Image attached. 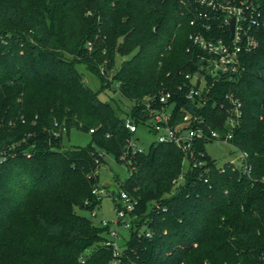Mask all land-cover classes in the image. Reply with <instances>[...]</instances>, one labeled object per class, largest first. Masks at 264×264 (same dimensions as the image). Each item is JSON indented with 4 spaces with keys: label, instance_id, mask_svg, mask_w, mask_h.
<instances>
[{
    "label": "trees",
    "instance_id": "1",
    "mask_svg": "<svg viewBox=\"0 0 264 264\" xmlns=\"http://www.w3.org/2000/svg\"><path fill=\"white\" fill-rule=\"evenodd\" d=\"M193 7L180 0H0V264H108L106 228L76 211L94 213L101 203L93 191L103 188L104 153L128 170L113 201L120 190L137 201L119 264H264V28L244 70L215 81L196 108L185 96V75L201 64L189 39L199 30L190 24ZM77 64L98 77L99 90ZM112 82L130 103L124 108L98 97ZM161 91L171 92L176 118L180 108L198 112L220 133L227 130L225 96L238 98L231 142L248 153L250 176L220 170L205 141L193 152L205 163L192 167L189 159L186 168L174 144L126 147L125 117L142 123L144 98L156 107ZM72 128L89 132L93 144L64 146Z\"/></svg>",
    "mask_w": 264,
    "mask_h": 264
},
{
    "label": "built area",
    "instance_id": "2",
    "mask_svg": "<svg viewBox=\"0 0 264 264\" xmlns=\"http://www.w3.org/2000/svg\"><path fill=\"white\" fill-rule=\"evenodd\" d=\"M183 5L193 4V18L190 24L198 26L199 30L190 34L189 39L193 47L197 48L198 60L201 62L198 70L186 74L191 86L186 91V98L194 102L196 108L203 107L209 100V92L214 82L219 78H233L244 70V56L259 47L257 32L262 23L263 12L260 0H180ZM233 28L231 29V20ZM171 92L161 91L157 101L158 106L153 107L151 98L145 97L143 103L149 117L137 124L132 116L124 119V127L129 131L126 147L132 152L142 151L137 144L135 132L138 125H145L156 136L154 141L176 145L184 154V161L192 159V167L201 166L205 161L193 160V152L197 141L221 142L230 144L234 150L230 160L217 165L221 170L224 167L239 171L241 175L250 176L252 168L248 160V153L240 150L232 142L233 130L237 127L241 117V102L232 94L225 96V110L227 112L226 131L220 133L212 129L204 115L180 108L182 114L176 118L175 101H170ZM54 126H57L55 123ZM93 130H90L92 132ZM65 132L54 131V137H59ZM125 157V152L121 159ZM129 164L130 161L128 160ZM182 181L180 175L174 184ZM264 192V176L259 179ZM94 193L101 196L108 191L103 188L94 189ZM227 193V190L224 191ZM111 195V193H110ZM136 199L126 191L120 190L115 196V219L112 221L101 220L100 226L106 228V239L103 244L112 250V258L108 264H119L122 245L119 244V228L129 230L134 215ZM93 215H95L93 213ZM149 235V233H146Z\"/></svg>",
    "mask_w": 264,
    "mask_h": 264
},
{
    "label": "rangeland",
    "instance_id": "3",
    "mask_svg": "<svg viewBox=\"0 0 264 264\" xmlns=\"http://www.w3.org/2000/svg\"><path fill=\"white\" fill-rule=\"evenodd\" d=\"M264 28V20H263ZM126 57H118L116 64L119 65L122 59ZM76 68L83 74L85 83L94 91L99 90L100 82L97 76L91 74L85 69L82 64H77ZM114 68V67H113ZM113 68L110 70V73L113 71ZM110 78L107 80L109 81ZM108 84V83H107ZM117 84L114 82L107 85L103 91L98 93V97L101 100H118L120 106L124 108L130 103L126 100L121 99L118 91L115 89ZM136 140L138 147L146 151L149 145L156 139V136L153 132L149 131L145 125H138L137 131L135 132ZM62 143L64 146H76V147H87L92 143L91 135L89 132L84 131L80 128L70 129L68 134H65L62 137ZM206 154L214 160L217 165H221L224 162L231 159L233 152L235 153L234 148L228 143L221 142H207L204 145ZM104 163L101 164L98 170L99 184L103 186L105 191H108L107 195L102 197L101 203L98 208L94 209V214L86 209L76 208L78 214L88 217L94 224H99L101 220L112 221L115 219L114 212V201L110 193L116 191L119 185L125 180L128 176V170L124 162L117 161L112 154L104 153L103 154ZM187 167V161H184V168ZM120 238L118 240L119 244H122L124 240L128 237V230L122 227L119 228Z\"/></svg>",
    "mask_w": 264,
    "mask_h": 264
},
{
    "label": "water",
    "instance_id": "4",
    "mask_svg": "<svg viewBox=\"0 0 264 264\" xmlns=\"http://www.w3.org/2000/svg\"><path fill=\"white\" fill-rule=\"evenodd\" d=\"M233 28V19L231 20V29Z\"/></svg>",
    "mask_w": 264,
    "mask_h": 264
}]
</instances>
